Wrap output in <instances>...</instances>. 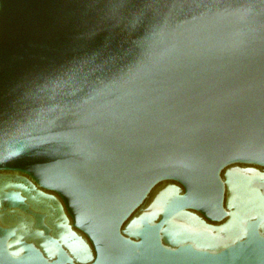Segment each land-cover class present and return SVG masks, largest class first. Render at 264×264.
<instances>
[{
    "label": "water",
    "instance_id": "95a60500",
    "mask_svg": "<svg viewBox=\"0 0 264 264\" xmlns=\"http://www.w3.org/2000/svg\"><path fill=\"white\" fill-rule=\"evenodd\" d=\"M0 264H264V0H0Z\"/></svg>",
    "mask_w": 264,
    "mask_h": 264
}]
</instances>
